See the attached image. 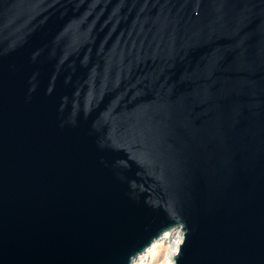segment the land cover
Wrapping results in <instances>:
<instances>
[{
  "label": "water",
  "instance_id": "95a60500",
  "mask_svg": "<svg viewBox=\"0 0 264 264\" xmlns=\"http://www.w3.org/2000/svg\"><path fill=\"white\" fill-rule=\"evenodd\" d=\"M264 264V0H0V264Z\"/></svg>",
  "mask_w": 264,
  "mask_h": 264
},
{
  "label": "bare ground",
  "instance_id": "6f19581e",
  "mask_svg": "<svg viewBox=\"0 0 264 264\" xmlns=\"http://www.w3.org/2000/svg\"><path fill=\"white\" fill-rule=\"evenodd\" d=\"M183 243V230L174 228L155 240L132 264H174L178 247Z\"/></svg>",
  "mask_w": 264,
  "mask_h": 264
}]
</instances>
